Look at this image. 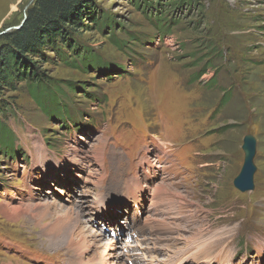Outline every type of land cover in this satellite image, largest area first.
<instances>
[{"label":"rangeland","instance_id":"1","mask_svg":"<svg viewBox=\"0 0 264 264\" xmlns=\"http://www.w3.org/2000/svg\"><path fill=\"white\" fill-rule=\"evenodd\" d=\"M94 1L116 21L115 34L91 28L75 39L100 67L33 60L76 117L100 122L61 129L25 83L3 92L9 109L0 129L14 154L0 152V264H77L81 244L89 248L81 262L110 244L121 264H138L103 235L110 226L119 243L134 229L131 253L140 264H264V0H192L176 10L160 0L166 7L157 15L170 22L163 30L128 0ZM33 2L0 0V33L18 27ZM110 65L123 73L100 70ZM248 134L257 142L254 190L241 193L233 180ZM37 146L50 163L44 183ZM137 178L146 182L139 216L131 198L109 204L116 193L115 202L134 193ZM43 205L50 206L40 222L33 207ZM102 211L122 213L102 223ZM59 218L66 229L48 237Z\"/></svg>","mask_w":264,"mask_h":264},{"label":"trees","instance_id":"2","mask_svg":"<svg viewBox=\"0 0 264 264\" xmlns=\"http://www.w3.org/2000/svg\"><path fill=\"white\" fill-rule=\"evenodd\" d=\"M128 1L141 10L143 17L147 18L148 22L153 25L157 24L159 30L168 29L170 26V22L166 21L167 17H162L161 12L157 15V9L166 7L161 5L160 0ZM167 3L176 10L183 5L190 7L193 1L167 0ZM98 9V4L94 0H34L26 12L27 18L24 24L18 30L2 35L0 39V48L3 45L0 49V116H7L9 109L3 92L14 91L18 84L25 83L27 88L32 89L30 93L37 100L38 107L44 112V115L49 119L58 120L57 123L60 124L61 129L64 127L66 130H70L62 124L76 126L77 123H80L78 129H83L100 122L95 119L96 117L89 115L76 117V114L71 110L72 107L68 109L69 103H62L60 97H65L62 90L53 86V82L45 77L38 65L51 63L54 59H58L75 69L100 67V64L96 63L99 60L98 56L90 53L75 39V36L81 35L91 28L95 30L105 28L109 36L115 34L112 29L117 26L116 21L111 17L104 16ZM150 10H154L156 13L155 21L150 15ZM48 56L54 57L49 58ZM33 59H39L41 62H34ZM108 69L114 72V75L123 73L117 65L100 68L105 71ZM99 71L96 70L97 73ZM48 97L49 99H47ZM85 119L88 120V125L83 123ZM0 135L2 157L6 158L7 155L12 157L14 154L13 138L3 127L0 129ZM16 151L18 152V150Z\"/></svg>","mask_w":264,"mask_h":264},{"label":"bare ground","instance_id":"3","mask_svg":"<svg viewBox=\"0 0 264 264\" xmlns=\"http://www.w3.org/2000/svg\"><path fill=\"white\" fill-rule=\"evenodd\" d=\"M256 148H257V144H256ZM45 149V148H44ZM43 148H41V146H37V159H38V162H39V164L41 165V177H42V179H43V181H42V183H44V176H45V174H44V169H45V167L47 166V164L49 163V160L47 161V159L45 158L46 156H45V152H46V150H44ZM142 162V161H141ZM50 164V163H49ZM151 164V163H150ZM152 165V164H151ZM153 166V165H152ZM140 167V166H139ZM154 167V166H153ZM134 185H135V187H136V190H135V193H139V192H142V190L144 189V188H146V185H143L142 184V180L141 179H139V178H137L136 180H135V182H134ZM134 190V189H133ZM138 197H140V196H138ZM56 204V203H55ZM47 206H50V205H46V206H34L33 207V211H35V220H39L40 222L42 221V220H44V217H45V214L46 213H48L47 211H48V207ZM72 206V205H71ZM41 207V208H40ZM21 207H20V205H19V207H17V209H20ZM31 208V207H30ZM30 208H27V209H30ZM40 208V210H38ZM71 208V207H70ZM83 208V207H82ZM80 209V208H79ZM69 210V209H68ZM85 211V210H84ZM71 212V210L69 211V212H67L68 214L67 215H69V213ZM57 221H58V223H54V225L52 226L51 224H50V226H52L51 227V231H47L46 232V234H47V236H48V234H50V232H53V233H55V231H57V233H59V228H64V229H66V227H67V221H65L63 218H59V219H57ZM78 221V220H77ZM40 224V223H39ZM68 229V228H67ZM74 229V228H73ZM70 235H72V234H70ZM49 237V236H48ZM80 237V236H79ZM56 238H58V235H55V236H51V240L52 239H56ZM62 239H63V237H62ZM69 245H68V247H70L71 246V240L69 239ZM87 242V241H86ZM77 243V242H76ZM80 243H82V242H80ZM89 245H90V243H89ZM105 245H106V243H105ZM82 246H83V244H81V248L78 246V245H76L74 248H76V249H78V250H80L81 252H79V251H76V250H73L74 248L71 246V250H73L76 254H77V256H79L80 254V257H81V259H80V261L77 263V264H121V257H120V255L121 254H117L114 250H113V248H112V246L110 245V244H108V245H106L107 247L105 248V252L102 254V255H100V256H97L96 258H94V259H92L90 262H86V261H84V262H81V261H83V258H85V256L84 255H86L87 254V252H88V250H89V248L88 247H85L84 249L82 248ZM97 249V248H96ZM85 251V252H84ZM219 255V254H218ZM76 256V257H77ZM193 257V256H192ZM220 257V256H219ZM195 259V258H194ZM224 263V262H223ZM221 264V263H220Z\"/></svg>","mask_w":264,"mask_h":264},{"label":"water","instance_id":"4","mask_svg":"<svg viewBox=\"0 0 264 264\" xmlns=\"http://www.w3.org/2000/svg\"><path fill=\"white\" fill-rule=\"evenodd\" d=\"M30 4L31 3H29L27 8H25L24 18L20 23L21 26L24 24V22L27 18L26 11H27L28 7L30 6ZM19 26L12 28V29L18 30L21 27V26L20 27ZM12 29H7V30L2 31L0 33V35L8 32L9 30H12ZM256 144H257L256 139L252 135L248 134L243 138V143L241 146V149H242L243 154H244L243 165H242L240 173L233 180L234 188L241 193L251 192L254 190L253 178H254V174L256 173V167L254 165V158L256 155Z\"/></svg>","mask_w":264,"mask_h":264}]
</instances>
